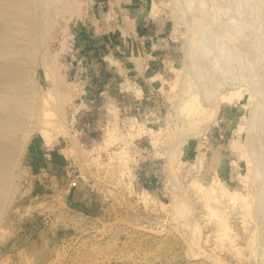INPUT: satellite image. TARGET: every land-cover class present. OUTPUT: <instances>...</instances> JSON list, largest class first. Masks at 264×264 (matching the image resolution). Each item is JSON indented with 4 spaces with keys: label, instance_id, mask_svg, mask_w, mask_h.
I'll return each instance as SVG.
<instances>
[{
    "label": "rangeland",
    "instance_id": "rangeland-1",
    "mask_svg": "<svg viewBox=\"0 0 264 264\" xmlns=\"http://www.w3.org/2000/svg\"><path fill=\"white\" fill-rule=\"evenodd\" d=\"M74 1L32 0L29 86L62 131L15 157L0 264H264V0ZM214 170L246 200L213 198Z\"/></svg>",
    "mask_w": 264,
    "mask_h": 264
},
{
    "label": "bare ground",
    "instance_id": "bare-ground-1",
    "mask_svg": "<svg viewBox=\"0 0 264 264\" xmlns=\"http://www.w3.org/2000/svg\"><path fill=\"white\" fill-rule=\"evenodd\" d=\"M73 1L74 0H72V2ZM80 3H82V2H80ZM64 4H63V6H64ZM68 6H70V5H68ZM75 7H76V5H75ZM43 10H45V9H43ZM68 10H70V9H68ZM70 11L72 12V10H70ZM75 11H77V10H75ZM44 16H45V12H41V11L39 12L37 10V5L32 4V0H0V218L2 216L1 213H5V214L7 213L9 206H10V202L12 201V197L14 195V177L16 176V173L14 171V167L16 164L15 161H17V160L15 157H17V153L19 154L20 151L24 150L25 145L27 144V142L29 140L28 139L29 134H31L32 131H37V133L43 139H45L44 141H46L49 145L50 144L53 145L55 142H57V140H58L57 138L59 137V136H57L58 135L57 129L62 131V128L59 126L61 124L57 121V119L54 120L53 117H49L50 121L48 120V116H50V115L52 116V114L55 115V113H53L54 111L52 112V109L50 110L49 108H46L47 104H46V106H45V104H43V101L46 98H44V100H43V97H41L39 95L38 90L36 88H33L34 86L32 87L33 89L29 86L30 85L29 84L30 78L28 76L29 72H28V68H25V63L28 62L26 60L27 57H29V59H30V57L36 55L40 46H41V43H40L41 41H39L40 36H39L38 32H39L40 28L42 30H43V28H45V27L41 26V22L43 19L42 17H44ZM48 28H49V26H48ZM42 43H44V42L42 41ZM185 45H186V42H185ZM193 53H194L193 49L190 48V44L187 42V45L185 48V58L183 60L184 62H183L182 68H181L182 73L185 76V78L188 77L190 56L193 55ZM53 59H54V57L49 55L48 61L51 63V67L53 69H55V71H56V68H58V67L55 64L56 61L54 62ZM37 61H38V58H37ZM28 67H30V66H28ZM60 68H61V66H60ZM30 71H31V69H30ZM60 71H59V73H60ZM56 76H57V73H56ZM56 78H58V76ZM183 78L184 77H182L181 79H183ZM184 80L177 81L175 79V81H172V82H174V84H170V85L172 87H174L175 85L180 86V84L176 83V81L177 82H180V81L183 82ZM182 82H181V84H182ZM187 82L188 83L185 84V85H187V86H185V88H186L185 91L183 90L184 92L181 93V95H180V98H181L180 100L182 101L183 106L185 108H187L189 110V112H191L194 108H196V106H199L200 104H202L204 102L206 103L209 100V97L208 96L205 97V95L207 94V93H205V91L202 90V93H201L199 91V89H197V87H196L197 83H195L196 81L194 82L192 80H188ZM58 83H60V82L57 80L54 82V85L56 84L55 89L57 86H59ZM177 84H179V85H177ZM61 85H63V84H61ZM174 88H176V87H174ZM40 90H41V88H40ZM49 91L47 93H50ZM203 92L205 93V95H203L204 94ZM233 92H231V93H233ZM231 93H229V94H231ZM234 93L238 94L239 91L238 92L235 91ZM44 94H45V92H44ZM167 95H169V94H167ZM234 95L231 94L229 96H234ZM46 96H50V95L47 94ZM51 96L54 97V94H51ZM229 96L227 95V97H228L227 100L230 99ZM170 98L171 97L169 96V99ZM53 99H55V97L52 98V100ZM223 99H225V97ZM65 101H67V100H65ZM57 102H58V100H57ZM57 102L55 101V104H57ZM60 107H62V106H60ZM51 108H53V107H51ZM57 108H58V106H57ZM62 110H61V112H62ZM259 111H261V110H259ZM61 112L59 114H61ZM260 113L261 112L258 113V117L260 116L259 115ZM262 113H263V111H262ZM57 118H58V116H57ZM261 119H263V118H261ZM58 123H59V125H57ZM56 126L60 127L61 129L58 127L56 128ZM113 134H114V129H111L110 133L108 135H106L107 137L104 140L105 144L111 143ZM247 140L248 139H246V142H247ZM244 144H245V142H243V145ZM246 144H248V142ZM104 146H106V145H104ZM98 147H100V146H98ZM241 147L242 146H240V149H238L239 152H237V153H239L241 155V157L244 158L245 157L244 151H242L243 148L241 149ZM245 148H246V146H245ZM97 149H98V151H100L99 148H97ZM90 156H92V155H90ZM112 156H110V157L112 158ZM114 156H115V154H114ZM114 159H115V157H114ZM112 160H113V158H112ZM15 168H17V167H15ZM99 170H101V169H99ZM214 173H215V170H214ZM107 175H108V173H107ZM241 176L243 177V182H244L245 178H247L248 175H245V176L241 175ZM223 182H222L221 178L215 173L214 178H213V182L210 185H208V189L215 196L213 198L216 199V197L226 196V197H228L227 198L228 201H232V202L236 203V200L239 197L244 196V195L243 196L241 195L240 190H238V189H233V190L227 189L226 186L223 184ZM217 193H219L220 196L217 195ZM243 198L245 199V197H243ZM215 199L214 200L212 199V201L218 200V199L217 200H215ZM244 199H243V201H244ZM205 201L209 202L206 199H205ZM240 201H241V199H240ZM245 203L248 204V202H245ZM238 204H239V202H238ZM246 204L244 205L245 209H246V207H245ZM247 207H249V204L247 205ZM240 208H242V207H240ZM213 209H215V208H213ZM210 211H213V210H210ZM210 211H209V213L211 215ZM214 212L215 211H213V213ZM214 215H215V213H214ZM245 215H247V214H245ZM247 216H249V213ZM241 217H242V215H241ZM217 222H219V221H217ZM223 225H224L223 230L226 231V229H228V228H226V226H225L226 224L223 223ZM223 225H222V227H223ZM220 226L221 225L219 224V227ZM223 230L221 232L224 233ZM217 232L219 233L220 230ZM227 232L230 233V231H227ZM229 233H226V234H228L226 236L229 237ZM220 236H221V234H220ZM230 239H228V241L230 243H232V241H230Z\"/></svg>",
    "mask_w": 264,
    "mask_h": 264
},
{
    "label": "crops",
    "instance_id": "crops-1",
    "mask_svg": "<svg viewBox=\"0 0 264 264\" xmlns=\"http://www.w3.org/2000/svg\"><path fill=\"white\" fill-rule=\"evenodd\" d=\"M46 156H47V155H46ZM50 156H52V155H51V153L49 152V154H48V157H47V158H51ZM54 157H55L54 161H56V157H57V156H54ZM45 165H47V162H45ZM60 165H61V164H60Z\"/></svg>",
    "mask_w": 264,
    "mask_h": 264
}]
</instances>
